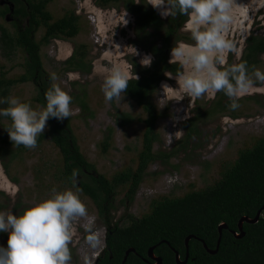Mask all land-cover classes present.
Wrapping results in <instances>:
<instances>
[{
	"label": "rangeland",
	"instance_id": "1",
	"mask_svg": "<svg viewBox=\"0 0 264 264\" xmlns=\"http://www.w3.org/2000/svg\"><path fill=\"white\" fill-rule=\"evenodd\" d=\"M11 4L10 0H0V27L13 32V23L24 25L26 19L12 22L13 16L3 12ZM122 4L120 1L118 5L103 7L96 0H52L47 4L53 19L71 11L78 16L79 33L69 39H52L41 47L40 55L49 86L56 84L72 97L69 126L79 151L93 167L86 171V177L78 174L71 182L62 177L63 156L49 138L34 149H21L7 142L10 139L6 128L11 122L0 117V211L19 214L47 197L53 188L77 193L86 205L88 216L76 222L69 264H98L105 248L106 227L96 204L82 192L80 182L88 180V176L101 174L111 180L123 171L135 172L148 128L152 130L154 158L147 165L134 197L126 198L128 184L123 183L117 186L112 198L113 221L122 225L129 222L130 216L139 218L149 213L155 200L179 197L212 185L234 163L240 151L264 139V92L242 97L239 108L231 110L229 98L221 92L214 99L205 95L193 101L179 89L175 79L179 74L165 71L151 94L150 111L125 93L119 100L107 101L101 91L102 77L94 73V67L132 65L133 73L139 77L152 68L156 58L150 46L158 47L161 41L162 31L148 29L147 33L136 35L134 16ZM232 14L234 23L228 39L242 48L243 55L250 34L264 35V0H233ZM184 23L178 30L180 39L172 40L174 47L181 42L194 44L191 33L184 30ZM42 33L40 29L36 38ZM79 45H83L85 66L90 67L88 73L69 70L65 65ZM163 54L169 63L170 50ZM145 55L152 58L150 66L141 64ZM241 56L229 53L228 63H238ZM24 64L25 54L13 47L5 49L0 40V76L16 78L24 72ZM179 66L182 73L184 68ZM253 69L264 72V53L249 68L250 76ZM52 74L55 80L51 79ZM257 86H261L259 82ZM41 91L34 81H25L11 86L7 96H16L40 110ZM181 95L184 98L178 100ZM80 101L85 102L86 108ZM49 125L47 120L43 133ZM176 131H180L178 139ZM108 135L107 145H103ZM89 218L94 220L95 246L89 244V232L82 227ZM6 241L7 233H0V245H6Z\"/></svg>",
	"mask_w": 264,
	"mask_h": 264
},
{
	"label": "trees",
	"instance_id": "2",
	"mask_svg": "<svg viewBox=\"0 0 264 264\" xmlns=\"http://www.w3.org/2000/svg\"><path fill=\"white\" fill-rule=\"evenodd\" d=\"M10 1L13 4L12 11L5 7L3 12H10L12 22L26 19V24L14 22L13 32L0 27V40L5 49H20L25 54V64L24 72L16 78L0 76V96H7L10 87L16 83L34 81L42 90L38 99L44 106L45 93L51 86L42 65L41 47L52 39L75 37L80 31L78 16L71 11L53 19L47 9V4L52 0ZM120 1L134 16L136 35L145 34L148 29L162 31L159 46H150L156 57L152 68L136 80H130L124 92L150 111L151 94L157 83L164 78L163 73H181L179 64L167 63L163 52L174 47L173 39L175 42L180 39L178 30L187 17L177 14L175 18L163 19L154 8L144 4L145 0H140L141 3H136V0H96L103 7L118 5ZM40 29L43 33L37 39L36 33ZM245 43L238 63L246 61L249 70L259 55L264 53V35L250 34ZM84 58L83 45H79L65 61L66 68L88 73L90 67L85 66ZM80 104L86 108L84 101H80ZM48 121L49 129L37 138V145L49 138L60 149L64 162L62 177L68 182L78 174L86 177V171L93 167L79 151L68 118H49ZM151 133L150 128L144 133L143 148L138 155L135 172L123 171L111 180L101 174L88 176V180L80 182L82 192L96 204L97 213L106 227L105 248L98 264H121L126 250L131 247L134 251L129 252L124 264H151L153 261L147 254L152 246L155 255L162 259L161 264H178L175 251L181 259L188 252V259L184 264H264V210L257 222H243L242 236L236 237L233 234V231H238V220L242 216L252 218L264 205V139L258 140L252 148L240 151L234 163L212 185L189 191L179 197L155 200L149 213L139 218L130 216L126 225L113 221L112 198L117 186L127 183L125 196L131 200L147 165L154 158ZM108 137L109 135L103 145H107ZM6 141L12 143L10 140ZM17 147L26 149L22 145ZM220 223H225L226 227L222 229L218 249L215 253H209L203 247L202 240L208 248L215 249ZM188 235L192 237L186 248L184 241Z\"/></svg>",
	"mask_w": 264,
	"mask_h": 264
},
{
	"label": "clouds",
	"instance_id": "3",
	"mask_svg": "<svg viewBox=\"0 0 264 264\" xmlns=\"http://www.w3.org/2000/svg\"><path fill=\"white\" fill-rule=\"evenodd\" d=\"M144 4L157 9L161 17H187L184 30L191 33L194 44L178 43L171 48L169 59L184 68L175 78L183 94L195 101L205 95L214 99L217 92H223L231 110H236L242 97L264 92V72L253 69L250 76L246 61L228 64L229 53H235L237 58L242 55V48L228 39L234 23L233 0H147ZM151 59L145 55L141 64L150 66ZM93 71L102 77L101 91L107 101L121 99L129 81L138 78L132 65H98ZM51 79H56L54 74ZM183 98L181 95L178 100ZM45 100L43 108L37 110L16 96H0V105H5L0 107V117L10 119L6 131L12 144L34 149L49 118L63 120L73 114L72 97L60 86L53 84ZM179 132H175L177 139ZM87 216L86 205L77 193L55 188L19 214L0 211V233H7L6 245H0V264H69L76 222ZM93 224L89 218L82 227L89 232V244L95 246Z\"/></svg>",
	"mask_w": 264,
	"mask_h": 264
},
{
	"label": "water",
	"instance_id": "4",
	"mask_svg": "<svg viewBox=\"0 0 264 264\" xmlns=\"http://www.w3.org/2000/svg\"><path fill=\"white\" fill-rule=\"evenodd\" d=\"M10 8V12L12 11V8H13V4H11V6L9 7ZM8 12V13H10ZM262 210H264V205L257 211L256 215L254 217H248V216H242L239 220H238V224H237V227H238V231H233V234L236 236V237H240L243 235V229H242V225H243V222H250V223H255L259 220L260 216H261V212ZM226 227V224L225 223H220L218 225V232H219V237H218V240H217V243H216V248L215 249H210L207 247L206 243L202 240V244H203V247L209 252V253H215L218 249V246H219V243H220V237H221V232H222V229ZM192 236L191 235H188L186 238H185V246L186 248L188 247V242L190 240ZM154 246L150 247L148 249V257L153 261L151 264H161L162 262V259L159 257V256H156L155 253H154ZM130 251H134V248H129L128 250H126L125 252V257L122 261L121 264H124L125 260H126V257L127 255L129 254ZM175 253V260L178 264H184L187 259H188V252H186V255H185V258L184 259H181L180 258V255L177 251L174 252Z\"/></svg>",
	"mask_w": 264,
	"mask_h": 264
}]
</instances>
